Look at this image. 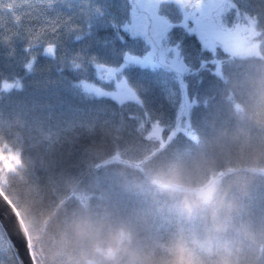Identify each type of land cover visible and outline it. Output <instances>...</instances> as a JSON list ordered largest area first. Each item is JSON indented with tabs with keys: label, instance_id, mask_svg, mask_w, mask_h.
Instances as JSON below:
<instances>
[{
	"label": "trees",
	"instance_id": "16d2710c",
	"mask_svg": "<svg viewBox=\"0 0 264 264\" xmlns=\"http://www.w3.org/2000/svg\"><path fill=\"white\" fill-rule=\"evenodd\" d=\"M244 2L260 45L264 0ZM132 6L0 0V187L36 263L264 264V47L177 29L171 59L127 62L149 52ZM174 177L208 195L189 211Z\"/></svg>",
	"mask_w": 264,
	"mask_h": 264
},
{
	"label": "rangeland",
	"instance_id": "374dc122",
	"mask_svg": "<svg viewBox=\"0 0 264 264\" xmlns=\"http://www.w3.org/2000/svg\"><path fill=\"white\" fill-rule=\"evenodd\" d=\"M245 0H131L133 3L132 24L126 25L131 33L148 46L149 55L132 54L126 61H136L143 64L154 63L158 59H171L176 50L172 42L175 31L184 33L196 32L206 43L221 46L231 52H248L261 46L264 41L250 42L245 25L251 19L241 10ZM139 40V41H140ZM182 63H177L182 70ZM119 67L101 66L100 74L105 78H114ZM89 89L101 94L116 95L121 92L104 91L98 86L88 85ZM125 91L122 92L124 94ZM4 165L11 168L18 162L14 157L3 159ZM12 259V260H11ZM19 264L13 248L0 227V264L9 261Z\"/></svg>",
	"mask_w": 264,
	"mask_h": 264
},
{
	"label": "water",
	"instance_id": "95a60500",
	"mask_svg": "<svg viewBox=\"0 0 264 264\" xmlns=\"http://www.w3.org/2000/svg\"><path fill=\"white\" fill-rule=\"evenodd\" d=\"M4 200H7L9 202V204L12 205L11 208H8L5 204H4ZM0 211L3 212V218L0 219V224L3 226V229L5 231V229H7V231H5V234L9 240V236H12L13 237V240L10 241V244L13 248V251L17 257V260L19 262V264H21V260L24 259V256L27 252H30L31 253V256H32V264H36V261H35V257H34V254H33V251H32V248H31V243H30V238H29V234H28V231H27V228L25 227V231L28 235V239L26 241V249H21V255L18 256L17 255V249L13 247V243L16 242V240L19 238V239H25L24 238V235H22L19 231V227L16 225L15 223V227H13V218H12V215L11 213L13 211H15L16 213V216H15V221H16V217H20V215L18 214L15 206L8 200V198L3 194V192L0 190ZM22 223H23V220L21 219Z\"/></svg>",
	"mask_w": 264,
	"mask_h": 264
},
{
	"label": "clouds",
	"instance_id": "9594fccd",
	"mask_svg": "<svg viewBox=\"0 0 264 264\" xmlns=\"http://www.w3.org/2000/svg\"><path fill=\"white\" fill-rule=\"evenodd\" d=\"M161 186L169 191H173L180 194L184 207L189 211H191L194 206L204 200L205 197L208 195L207 193H200L191 189H185L184 186L181 184L179 177H174L169 181H163ZM9 206L12 207L11 204ZM13 212L15 213V211ZM15 223L19 227L20 233L24 235L25 241H27L28 235L25 231L27 222L22 223L21 217L17 216ZM0 227L3 226L0 225ZM5 231H7V229H5Z\"/></svg>",
	"mask_w": 264,
	"mask_h": 264
},
{
	"label": "snow or ice",
	"instance_id": "6c2138e0",
	"mask_svg": "<svg viewBox=\"0 0 264 264\" xmlns=\"http://www.w3.org/2000/svg\"><path fill=\"white\" fill-rule=\"evenodd\" d=\"M186 35H194L193 33H186ZM123 39V38H121ZM180 43H182V41H180ZM197 43L199 44L200 42L197 41ZM201 47H203L201 45ZM125 57L129 55V53L127 51H125V53L123 54ZM145 56L149 55V52H145L144 53ZM114 67H119L121 70H123L125 67H128V65L124 64L123 61L121 63V65L119 66H114ZM125 80H127V77H125ZM145 91H147V88L145 87ZM4 204L8 207L11 208L9 205V202L7 200H4ZM12 218H13V227H15V216L16 214L14 212L11 213ZM3 218V212L0 211V219ZM9 240L12 241L13 237L9 236ZM13 247L17 249V255L20 256L21 255V249H26L27 245H26V241L25 239H17L16 242L13 243ZM21 264H32V256L30 252H27L24 256V259L21 260Z\"/></svg>",
	"mask_w": 264,
	"mask_h": 264
}]
</instances>
